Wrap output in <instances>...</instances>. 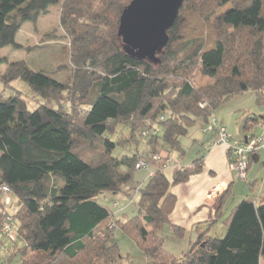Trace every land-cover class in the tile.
I'll list each match as a JSON object with an SVG mask.
<instances>
[{
  "label": "trees",
  "instance_id": "obj_1",
  "mask_svg": "<svg viewBox=\"0 0 264 264\" xmlns=\"http://www.w3.org/2000/svg\"><path fill=\"white\" fill-rule=\"evenodd\" d=\"M132 1L0 0V52L22 49L16 42L22 26L38 23L51 7H58L70 55L68 84L31 70L23 61L0 57V66L7 67L0 82L8 88L21 80L37 100V109L30 111L18 91L0 98V187L7 186L20 201L13 218L24 242L23 248L16 242L6 247L0 264H11L17 256L22 264H122L120 247L111 243L112 223L134 240L146 264L264 260V203L258 205L253 196L241 200L223 220L224 237H212L198 226L196 241L181 257L168 251L165 229L178 240L187 234L170 223L177 203L170 190L202 173L204 159L177 167L169 177L163 161L151 160L154 154L137 150L114 157L118 143L108 137L126 126L131 135L119 142L122 146L138 144L141 133L148 144L161 141L182 161L187 154L182 141L197 120L209 124L217 110L248 92L264 107V0H184L158 63L133 59L123 50L120 19ZM228 4L231 8L212 20ZM196 71L214 82L196 88ZM204 101L208 106L201 108ZM263 120L246 118V138L256 134ZM144 131L148 136H142ZM202 134L212 144L215 136ZM142 160L150 161L154 171L139 189L138 215L115 221V214L96 198L123 192ZM251 162L252 157L249 169ZM233 197L230 186L218 219ZM5 209L0 193V228ZM5 239L0 235L1 248Z\"/></svg>",
  "mask_w": 264,
  "mask_h": 264
},
{
  "label": "crops",
  "instance_id": "obj_2",
  "mask_svg": "<svg viewBox=\"0 0 264 264\" xmlns=\"http://www.w3.org/2000/svg\"><path fill=\"white\" fill-rule=\"evenodd\" d=\"M1 57L8 59L6 56ZM255 98L256 94L254 92L236 96L214 114L218 123L228 129L234 142L245 140L243 125L247 117L259 119V117L264 116V107L257 106ZM196 125L199 126L201 132L204 122L197 120ZM254 131L258 134L260 132L259 127ZM187 138H191L190 134ZM209 139L210 137L203 136L201 139H197L193 136L187 145L193 156L188 159L185 158V162L178 159V165L180 164L178 168H183L190 167L193 160L203 158L204 171L192 177L185 184L172 186L170 190L177 197L176 207L170 215V223L185 229L187 233L186 238L178 240L168 230L171 237H164L165 248L177 257H181L189 249L191 243L196 241L198 226L202 230L208 229L210 236L220 238L226 232L223 220L241 200L247 196H253L258 205L264 203V155L256 154L252 157L247 178L240 181L231 168L228 147L212 145ZM183 146L187 149L184 143ZM142 152L146 153V148ZM166 156H169V153ZM144 170L146 169L138 171L134 177L135 184L140 188L144 187L146 181L153 174L152 171L146 170V175H142L140 172ZM230 186L233 187L234 197L224 210L222 219H218L217 212L220 209L222 197ZM207 225L209 226L207 227ZM5 256H7L6 247H0V261ZM17 257L11 264H22L21 258L18 260ZM259 264H264V260H261Z\"/></svg>",
  "mask_w": 264,
  "mask_h": 264
},
{
  "label": "rangeland",
  "instance_id": "obj_3",
  "mask_svg": "<svg viewBox=\"0 0 264 264\" xmlns=\"http://www.w3.org/2000/svg\"><path fill=\"white\" fill-rule=\"evenodd\" d=\"M230 8L231 5L228 4L225 7L219 9L212 20L219 14L224 13ZM59 16V8L51 7L48 11V14L40 17L38 23H25L16 36V42L24 47L20 50H14L11 47L6 48L0 52V57H8V59H6L9 62L23 61L31 70L35 72H43L44 74L60 83L68 84V81L70 80V74L69 70L65 67H70V55L68 48L69 41L65 38V34L60 28ZM6 68L7 67L5 65L0 66V73H4ZM213 82L214 81L212 79L202 76L200 74V71H196L193 74V83L196 88L205 87L212 84ZM17 91L20 92L23 99L26 100L28 109L30 111H34L35 109H37V100L33 98L34 93L25 82L16 80L12 82L10 87L8 88H6L5 85L0 82V98L7 99L12 95L13 92L17 94ZM82 108L86 109V107ZM155 127L159 135H161V128L159 126ZM189 134L191 137L190 139H192L193 136H195V138L197 139H201L204 136L202 132H200L199 126L197 125L189 131ZM130 135V129L126 126L121 125L117 128L114 134L108 135V137L113 142L118 143L116 149L113 152L114 157L120 158L123 156H130L135 154L137 150L141 152L146 148V153H156L162 155H166L167 153H169V160L171 162L169 163L168 168L165 169V173L167 176L171 177L173 170L180 166V164L178 165L179 156L177 153L169 152L167 147L161 141H158L155 144H148L147 137H141V133H137V141L139 142L138 144L132 143L131 146H122L121 144H119V142L123 141L124 139H128ZM186 139L188 138L186 137L185 139H183L182 143L187 146L190 143V139ZM186 148V158L188 159L191 158L193 154L191 153L189 146H187ZM146 170H148L149 172H153L154 168L153 166H151ZM146 170L140 173H142V175H146ZM137 173L138 171L134 172L132 181L124 187L123 192L118 194H114L112 192H104L98 195L96 198L98 204L105 206L115 214V221H123L126 217L133 218L138 215L137 202L140 199V187L135 184L134 181V177ZM9 197L12 200V205L11 207H7V211L9 214L13 215L18 211L20 207V201L14 194L9 195ZM116 202L118 203L117 206H115ZM112 232H114V235L111 243H117L120 247L122 264H146L147 260L134 240L123 234L121 230L117 229L116 225ZM162 235L165 238L171 237L168 229H165ZM3 243L5 244V247L13 248L14 246L13 243L8 239H5ZM16 246L19 248H23V240L18 238L16 241ZM17 259L20 260V256L17 257Z\"/></svg>",
  "mask_w": 264,
  "mask_h": 264
},
{
  "label": "water",
  "instance_id": "obj_4",
  "mask_svg": "<svg viewBox=\"0 0 264 264\" xmlns=\"http://www.w3.org/2000/svg\"><path fill=\"white\" fill-rule=\"evenodd\" d=\"M184 0H133L124 8L118 38L124 52L139 61L159 62Z\"/></svg>",
  "mask_w": 264,
  "mask_h": 264
},
{
  "label": "built area",
  "instance_id": "obj_5",
  "mask_svg": "<svg viewBox=\"0 0 264 264\" xmlns=\"http://www.w3.org/2000/svg\"><path fill=\"white\" fill-rule=\"evenodd\" d=\"M201 108H205L208 106L207 102H201L199 104ZM258 127L260 132L258 134H254L252 136H248L245 140L240 142H234L232 136L230 135L228 129L220 125L218 121L212 117L209 124H206L202 132L206 134H212L215 136V139L212 141V145H223L228 147L230 160H231V168L235 172L238 180L244 181L248 175L249 169V161L250 158L253 157L255 154H264V123L260 121L258 123ZM149 132L144 131L142 132V136H148ZM169 156L162 154H154L151 157L153 162L163 161L164 168H168L169 163ZM151 166V162L147 160H142L135 166V171H140L143 169H148ZM1 193L4 196V203H5V211L3 213L4 221L0 228V235L5 237L9 241L16 242L18 238L17 234V224L13 218L12 214H9L7 211V207H11L12 200L9 197L10 189L7 186L0 187ZM118 203H115L117 206ZM115 223L110 225V229L113 230L115 228Z\"/></svg>",
  "mask_w": 264,
  "mask_h": 264
}]
</instances>
